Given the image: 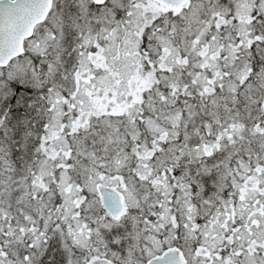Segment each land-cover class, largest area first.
<instances>
[{"label":"snow or ice","instance_id":"1","mask_svg":"<svg viewBox=\"0 0 264 264\" xmlns=\"http://www.w3.org/2000/svg\"><path fill=\"white\" fill-rule=\"evenodd\" d=\"M0 264H264V0H0Z\"/></svg>","mask_w":264,"mask_h":264}]
</instances>
